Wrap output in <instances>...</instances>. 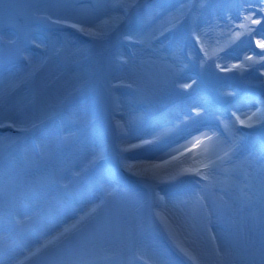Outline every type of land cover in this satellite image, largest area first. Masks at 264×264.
<instances>
[{
	"label": "rangeland",
	"instance_id": "1",
	"mask_svg": "<svg viewBox=\"0 0 264 264\" xmlns=\"http://www.w3.org/2000/svg\"><path fill=\"white\" fill-rule=\"evenodd\" d=\"M143 1L145 0H139V4ZM73 2L77 5H85V8L82 11H74L71 8L61 7L59 5L63 3V0H0V26L11 25V28H6L8 33L19 28L29 37L35 38L40 45L37 47L30 40H25L22 44L24 49L22 55L8 49L0 52V83L9 82L2 89L0 88V127L13 126L16 129H32L33 123L41 125L47 122L48 124L55 116L58 120L57 124L55 119V125L48 126L46 131L48 136L38 144L37 153H32L30 149L24 147L15 136L14 138L12 135H0V144L4 146V155L0 158V163L5 167L9 163L13 164L19 172L21 185L28 186L35 192L31 200L21 199L13 209V215H19L25 219V224L19 230L18 235H14L7 241L8 250L0 252L5 256L1 259L2 261L0 260V264H15L16 261H20L22 264H52L53 261L70 258L74 252H78L86 246L96 260L103 261L105 257H117L116 246L110 243L108 238L101 239L98 230L104 226L108 232L115 234L134 223L143 212L140 205L132 198L127 194H121L106 203L86 229L79 231L74 229L77 220L99 203L103 195L101 185L104 180V168L90 170L79 179L74 178L73 173L87 164L89 154L97 143L93 139V135L96 133L87 137L74 138L71 135L73 124L67 119V112L69 108H75L76 105H65L63 108L57 107V105L61 98L76 86L80 75L94 68L95 61L100 60L98 53L101 51L103 52L106 76L115 85L112 93L115 105L111 102L108 103L101 112L96 126L100 131L98 142H101L105 135L102 131L108 133L109 141L105 146L110 147L108 150L111 153L118 149L121 139H125L131 144H139L140 139H152L163 128L171 127L172 123L179 121L185 114H191L193 108L205 109L206 112L198 118L199 123L186 121L180 131H173L161 137V145L156 151L147 150L150 146H145L143 151L136 149L132 153L137 156L150 155L157 159H167L169 154H175L170 149L178 148L184 145L186 140L191 139L186 135L187 132L190 131L193 137L197 136L205 130L201 129L202 125L218 124L217 116H220L221 119L231 118L232 111L237 109L238 112H253L260 107V102L264 101V87H262L264 69L260 67L259 62L244 73L235 70L220 72L215 67L216 63L230 67L232 64L244 61L245 56H252L254 60L259 61V56L264 48L257 47L253 41H243L238 45L236 40L224 52L219 53L221 57H228L232 60L230 65L214 60L203 69L200 67L202 53L198 55L193 49L187 48L182 51L185 55L183 53L181 55L178 50H175L177 58H174L173 49H166L162 38L158 44L154 45L161 49L158 56L149 57L140 47L134 46L128 50H122L120 54H118L120 47L107 53L115 35L100 44L77 32L79 37L90 39L93 42L92 45L85 46L79 37L69 35L72 31L76 32L74 29L37 18L44 15H50L53 19L57 17L71 18L77 15L94 24H99L107 18L105 9L88 7L95 5L98 0H73ZM199 2L201 0H152L150 6H146L149 7L147 10L146 7L144 11L136 8L121 25L118 33L120 31L123 33L147 32L154 29L163 31L169 16L178 14L181 11V5H187L188 7L183 11L190 14L177 25L174 30L176 35H182L186 29L190 30L193 16H199L201 28L205 29V26L213 23V20L222 23L223 21L219 17L231 15L233 17L232 27L236 31H242L236 26L243 21L238 18L237 14H234L233 10L221 11L213 8L211 5L215 4L217 0H203L205 4L209 5L208 7H191L193 3ZM5 3L12 5L6 18L2 7ZM250 26L256 28L257 33L259 32V25ZM256 36L259 35L249 37ZM244 37L245 35L238 40L241 41ZM226 39L227 37L222 36L216 42L212 40L211 47L222 45ZM56 49H60L59 53H56ZM252 51L257 52V55L251 53ZM124 60H127L128 63H123ZM22 61L24 63H21ZM141 61L147 62L142 63ZM13 65L15 66L14 71L7 72L5 70L6 67ZM170 65L174 67H169ZM22 75L24 80L20 81L19 78ZM174 77L178 78L181 83H191L189 78L197 79V83L186 92L177 90L166 96L157 97L155 90L158 83ZM129 82L133 83L134 88L125 86ZM245 91H251L255 96L247 97L244 95ZM228 92H233L235 95L228 96ZM207 95L212 97L216 105H227L233 108L230 107L231 110L229 109L226 114L215 112L213 104H209L206 100ZM235 97L240 100L236 101ZM238 102L243 105L235 107ZM138 114L141 117H137ZM129 115L132 117L129 118ZM118 122L124 126L123 131L116 128ZM104 125L106 129H104ZM144 125L145 127H141ZM58 128L61 131L59 136L68 139L65 143L57 146L54 141L58 136L56 134ZM256 128L252 131L261 130L264 135V128L260 126ZM221 131H223L222 128ZM85 144L92 148L85 149ZM41 150H43V155H41ZM249 153H252L251 149L243 144L242 156H247ZM254 155L256 156V153ZM53 170L64 177L63 183L75 180L70 187V191L73 193L71 197L60 196L59 189L46 183L45 178ZM245 182L242 174L236 177V186L230 192L233 199H239V189L243 188ZM183 183L187 184L188 181L184 180ZM135 184L138 185V183ZM179 189L180 186L177 183L168 184L161 191L162 193L171 191L179 195ZM234 219L239 225L240 232L231 238L234 240L236 248L243 251L249 244L247 234L251 227V220L243 219L239 215ZM211 227L214 231L220 230L221 234L224 232V227L215 222ZM65 229H69L67 238L53 241V237ZM21 233L25 234L22 239ZM36 239L38 241L34 243ZM180 239L185 243L188 241H195L197 244L205 242L197 235L182 236ZM27 240L29 241L26 242ZM49 241L53 242L47 247H42ZM140 242L142 249L158 247L165 253H171L170 246L176 252L178 251L173 242L168 239L164 227L159 221H155L147 232L141 234ZM24 244V248H21ZM92 244H95V247H91ZM40 247L42 248L40 249ZM22 249H26L27 252L14 258L16 253H20L19 250L22 251ZM37 249L39 250L37 251ZM184 259L186 260V258ZM137 264H141V262L137 261Z\"/></svg>",
	"mask_w": 264,
	"mask_h": 264
},
{
	"label": "snow or ice",
	"instance_id": "2",
	"mask_svg": "<svg viewBox=\"0 0 264 264\" xmlns=\"http://www.w3.org/2000/svg\"><path fill=\"white\" fill-rule=\"evenodd\" d=\"M59 6L71 8L74 11H82L85 8V5H77L73 0H63ZM139 6V0H98L95 5L88 7L106 10L107 18L99 24H94L77 15L71 18L53 19L50 15L37 18L50 21L52 24L65 25L89 37L92 41L102 44L119 32L127 17ZM208 6L203 0L191 5L193 8ZM211 6L221 11L235 10L238 18L243 21L236 27L242 31H236L232 27L231 15L219 17L222 23H209L205 29L201 28L199 16H193L188 33L174 35L177 25L190 14L183 11L188 6L181 5V11L178 14L169 16L163 31L154 29L147 32L123 33L122 39L134 47H140L149 57L159 55L161 49L154 45L158 44L161 38H165V33L173 37L169 41L170 50L173 44L182 50L194 41V44L199 46V52L202 53L200 59L202 69L214 60L222 59L219 53L224 52L241 36L258 34L260 38L255 41L256 46L264 48V0H217ZM2 7L6 18L12 5L5 3ZM250 25H259V32L257 33V29ZM6 28H11V25L0 26V52L8 49L22 55L24 51L22 44L25 40H30L37 47L40 46L35 38L29 37L21 29L17 28L8 33ZM216 29H220V35L227 39L222 45L211 47L204 37ZM59 51L60 49H56V53ZM98 55L100 60L95 61L94 68L83 72L76 86L68 91L57 105L60 108L65 105H76L75 108H69L67 112V119L73 124L71 135L74 138L94 134L101 112L109 102L115 105L112 95L115 85L106 76L103 52L101 51ZM133 55L135 56L136 53L134 52ZM172 55L177 58L174 50ZM257 62L264 69V53L259 56V61L254 60L252 56H245L244 61L232 64L230 67L222 66L221 63H216L215 67L220 72L235 70L244 73ZM123 63L127 64L128 61L124 60ZM189 79L191 83H181L175 77L170 80L165 79L158 83L155 94L157 97H163L177 90L186 92L197 83V79ZM125 86L134 88L131 82ZM227 95L233 96L235 93L228 92ZM220 111L226 114L227 109ZM205 112V109L193 108L191 114H185L183 121H177L171 127L163 128L152 139H140L139 144H131L121 139L120 146L113 150L111 155L104 143H95L87 164L74 172L73 176L79 179L88 171L103 166L104 180L101 185L103 195L99 203L77 220L74 229L77 231L86 229L105 204L121 194H127L132 198L140 205L143 212L134 223L115 234L108 232L104 226L98 230L101 239L108 238V241L116 246L117 257H105L103 261L96 260L86 246L74 252L70 258L53 261L52 264H137V261L141 264H185V260L181 257L186 258L190 264H264V149L261 150L259 158L253 153L242 156L245 139V133L242 130H252L258 125L264 128V101H261L260 107L250 115L238 114L237 109L232 111L231 118L221 119L217 116L219 123L215 129L205 126V130L194 137L190 131L187 132L186 135L191 139L174 149L175 154H169L167 159H157L150 155H132L133 150L143 151L145 146H154L161 137L173 131H180L186 121L199 123L198 118ZM194 117L197 119L194 120ZM36 126L35 123L31 125L33 128ZM123 127L119 122L116 124V128L120 131H123ZM221 128L223 131H220ZM20 131H28V129L21 128ZM67 139L64 136H57L54 143L58 146L65 143ZM3 155L4 146L0 144V158ZM241 174L246 182L240 190L239 199H233L230 192L236 186V177ZM45 179L48 185L60 190V196L68 198L73 195L70 187L75 180L63 183L64 177L56 170L50 172ZM131 179L137 181L143 188V195L129 186L128 181ZM184 180L188 183L184 184ZM173 182L183 185L179 189V195L162 193L161 185ZM34 195L33 189L21 185L19 172L13 164L9 163L5 167L0 163V252L8 250L7 241L14 235H18L25 224V219L19 215H13L17 202L21 199L31 200ZM237 215L251 220V227L247 234L249 244L243 251L236 248L231 238L240 232L239 225L234 219ZM155 221L163 225L168 239L173 242L178 254L165 253L158 247L142 249L140 236L147 232ZM214 222L224 227L222 235L215 234L211 227ZM68 233L69 229H65L53 237V241L66 239ZM192 235H197L205 242L185 243L180 239L182 236ZM53 241H49L42 247H47ZM91 247H95V244ZM15 264H22V262L16 261Z\"/></svg>",
	"mask_w": 264,
	"mask_h": 264
},
{
	"label": "bare ground",
	"instance_id": "3",
	"mask_svg": "<svg viewBox=\"0 0 264 264\" xmlns=\"http://www.w3.org/2000/svg\"><path fill=\"white\" fill-rule=\"evenodd\" d=\"M145 1H147V0H145ZM149 7H146V10L148 9ZM145 10V9H144ZM146 12V11H145ZM213 23H220L219 21H215V20H213L212 21ZM207 26H205V28H206ZM220 29H216L215 31H212V32H209V34H207L205 37H204V39H206L208 42H209V44H210V46H212V44H213V42H212V40H214V42H216V41H218V38L219 37H222L221 35H220ZM208 36V37H207ZM209 37H211L212 39L210 40V38ZM260 37L259 36H256V37H252V38H250L249 36H247V35H245V37L243 38V40H241V41H239V40H237V44L239 45V44H241V42H245V41H253L254 43H255V41L257 40V39H259ZM255 45H256V43H255ZM217 61H219V62H224L225 64H229L230 65V63L232 62V60L231 59H229L228 57H222V59H220V60H217ZM24 76L22 75V77L21 78H19V80L20 81H22V80H24V79H22ZM8 80V79H7ZM15 80V79H14ZM7 83H9L8 81H5V82H2V83H0V88L2 89ZM262 87H264V83L262 84ZM235 99H236V101H239L240 99L238 98V97H235ZM237 107H241L242 105H243V103H240V102H238L237 103ZM197 108H199V107H197ZM252 112H249V111H246V112H243V111H240V112H238V114H251ZM132 116L131 115H129V118H131ZM137 117H141L140 116V114H138L137 115ZM185 117V116H184ZM184 117H182L179 121H183L184 120ZM177 122V121H176ZM176 122H174V123H172V125L173 124H175ZM259 126V125H258ZM141 127H145V125L144 126H141ZM257 129V128H256ZM249 131H251V130H249ZM122 135V134H121ZM160 145H161V141L160 140H158L156 143H155V145L154 146H151V147H149L147 150H151V151H156L159 147H160ZM92 147L91 146H89L88 144H85V149H87V150H89V149H91ZM109 149H110V147H109ZM174 149H176V148H172V149H170V151L171 152H173V150ZM109 151V150H108ZM112 153L109 151V155H111ZM35 177V176H34ZM174 184H177V182H173V183H171V185H174ZM180 184V183H179ZM168 184H165V185H161V187L162 188H165L166 186H167ZM162 190H164V189H162ZM241 189H239V191H240ZM215 234H218V235H222L221 234V231L220 230H215Z\"/></svg>",
	"mask_w": 264,
	"mask_h": 264
}]
</instances>
